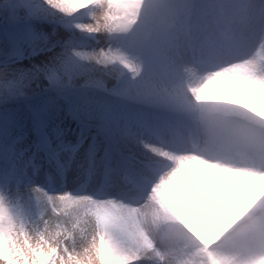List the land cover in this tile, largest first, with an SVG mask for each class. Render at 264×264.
Instances as JSON below:
<instances>
[{"label": "snow or ice", "instance_id": "snow-or-ice-1", "mask_svg": "<svg viewBox=\"0 0 264 264\" xmlns=\"http://www.w3.org/2000/svg\"><path fill=\"white\" fill-rule=\"evenodd\" d=\"M0 264H264V0H0Z\"/></svg>", "mask_w": 264, "mask_h": 264}]
</instances>
